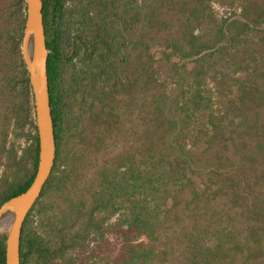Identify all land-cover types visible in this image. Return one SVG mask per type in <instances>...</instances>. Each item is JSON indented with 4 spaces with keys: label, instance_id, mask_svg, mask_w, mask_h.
Wrapping results in <instances>:
<instances>
[{
    "label": "trees",
    "instance_id": "1",
    "mask_svg": "<svg viewBox=\"0 0 264 264\" xmlns=\"http://www.w3.org/2000/svg\"><path fill=\"white\" fill-rule=\"evenodd\" d=\"M41 2L56 157L39 200L76 177L73 159L61 156L66 129L80 133L83 121L113 128L129 110L131 151L114 171H101L89 210L76 205L50 225L60 232L54 243L28 233L30 211L20 264L62 259L90 234L82 221L95 210L105 215L102 226L118 214L116 225L138 241L119 264H264V0H142L124 12L130 19L121 30L102 20L104 33L88 39L64 35L65 0ZM211 2L231 9L229 16L217 17ZM98 5L82 11V24L106 17V5ZM24 19L23 0H8L0 106L10 127L26 128L20 162L32 172L0 191V205L27 190L37 165L20 57ZM4 243L0 234V264Z\"/></svg>",
    "mask_w": 264,
    "mask_h": 264
},
{
    "label": "rangeland",
    "instance_id": "2",
    "mask_svg": "<svg viewBox=\"0 0 264 264\" xmlns=\"http://www.w3.org/2000/svg\"><path fill=\"white\" fill-rule=\"evenodd\" d=\"M99 3L106 5V17L103 14L101 20H95L92 24L88 22L82 24L80 20L82 11L88 8L95 9ZM141 3L142 0H65L64 35L69 38L88 39L95 35L97 29L103 34L102 20L109 23L110 29L121 30L122 19L126 21L130 19V16L124 15V12L129 10V7ZM7 5L8 0H0L1 20ZM210 6L219 18H226L231 12V9L216 2H211ZM91 13L94 16V12L91 11ZM130 33L132 34V31H129L128 35ZM68 52L69 49H67ZM73 63L76 62L73 61ZM71 72V69L67 72V81L71 79ZM15 102L17 103L18 99H15ZM4 108V105L0 106V191L14 183L23 182L32 172L30 163L20 162L22 150L26 146V128L18 130L13 126L10 127L9 122L4 120L6 114ZM130 120L131 114L128 110L125 117L122 116L118 125L113 128L104 125L103 122L83 121L81 123L83 130L80 133L76 134L72 129H66L61 156L73 159L76 177L67 184L65 190H47V194L37 202L26 226L29 234L42 239L48 238L54 243L55 237L60 233L49 229L54 221L56 222L62 215L67 217L69 211L76 205L84 204L86 210L93 206V196L98 192L102 181L101 171L105 167L114 171L120 163H124V157L130 156ZM117 217L118 214L112 215L102 226L105 215L95 210L92 220L86 217L82 221L90 228V234L84 241L77 242L75 248L65 250L63 258L55 260L54 264H119L124 259L126 250L137 245L138 241L135 240L131 230L126 229L125 226L116 225ZM74 229L70 225L65 231L72 233ZM93 230L97 233L91 232ZM0 234L5 235V232ZM27 264H42V262L33 258Z\"/></svg>",
    "mask_w": 264,
    "mask_h": 264
},
{
    "label": "water",
    "instance_id": "3",
    "mask_svg": "<svg viewBox=\"0 0 264 264\" xmlns=\"http://www.w3.org/2000/svg\"><path fill=\"white\" fill-rule=\"evenodd\" d=\"M25 19L20 57L25 67L34 108V125L38 146L36 171L23 193L0 205V233L5 232L4 264H20L19 245L23 223L46 186L55 163L56 146L49 105L46 49L42 2L23 0ZM7 228L1 230L3 225Z\"/></svg>",
    "mask_w": 264,
    "mask_h": 264
},
{
    "label": "bare ground",
    "instance_id": "4",
    "mask_svg": "<svg viewBox=\"0 0 264 264\" xmlns=\"http://www.w3.org/2000/svg\"><path fill=\"white\" fill-rule=\"evenodd\" d=\"M5 228H7V224H4L1 230H4Z\"/></svg>",
    "mask_w": 264,
    "mask_h": 264
}]
</instances>
